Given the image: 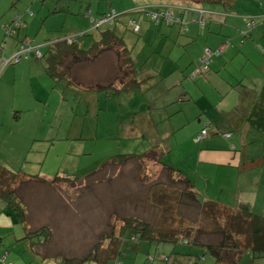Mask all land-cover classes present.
<instances>
[{"label":"rangeland","instance_id":"374dc122","mask_svg":"<svg viewBox=\"0 0 264 264\" xmlns=\"http://www.w3.org/2000/svg\"><path fill=\"white\" fill-rule=\"evenodd\" d=\"M200 2L42 0V32H46L42 35V43L61 36L88 34L79 44L84 50L90 49L103 32L113 29L112 24L94 29L87 13L97 16L100 5L101 12L110 9L123 15L122 19H134L133 24L130 23L132 28H124L122 34L135 60L140 59L136 67L137 74H145L148 70L160 73L161 67L157 63L159 52L154 51L161 47V40L165 39L155 38L158 29L164 33L171 29L170 32L175 36L181 32L179 26L169 29L164 23H154L150 12L158 9L152 7L157 4L168 7V4H172L189 9L204 4ZM91 5L93 9L88 10ZM56 7L62 13L53 15ZM145 11H148L144 15L147 21H143L145 24L142 25L141 16ZM29 14L35 15L34 12ZM74 23L79 26H73ZM135 24L140 29L145 25L153 26L143 51L141 35H138L140 31L133 34ZM118 33L122 35L120 31ZM43 37H46L45 40ZM124 58L122 50L117 49L106 52L84 66H76L73 70L79 85L93 90L104 78L110 82L116 80L119 84L127 82L130 74L125 73L127 69L121 64ZM39 61L42 62L41 79L36 70L29 76V71L20 70L18 65H14L8 68L5 79L0 83L1 97L4 98L0 100V148L4 147L6 134H9L10 145L23 150L21 155L30 153L29 148L35 144L42 148V153H32L28 160L12 166V171L24 169L31 176L38 175L42 170V189L25 184L21 185L20 190L22 196L24 190L29 196V209L26 208L28 224L37 227L42 225L41 229L32 227L31 241H22L20 229H17L15 239L14 236L3 238L11 252L9 258L3 260L9 249L0 247V264H61L63 259L81 261L94 254H97L100 263L89 261L85 264H164L159 254L169 255L173 244H165L159 238L151 244L136 240L137 228L148 225L156 230V234L176 233L180 236L193 227L211 232L226 225L225 218L229 217L227 212L216 210L202 214L199 210L205 202H216L210 199L216 191V182L214 178L210 180L203 176L199 170V166L204 168L203 165L194 163L191 149L192 141H195L187 138L189 132H167L171 125H176L174 113L177 106L167 111L161 120L157 118V111L148 114V109H154L160 100L154 88H148L154 94L141 92L140 87L119 91V97H111L108 101L100 96L103 92L85 93L78 86L54 81L46 72V59ZM162 64H166V61L162 60ZM166 75L163 74L158 85L168 80ZM155 81H158V77ZM107 90L114 92L112 88ZM143 98H146L145 102ZM2 110L8 115L6 120H3ZM21 110L24 113L22 117L19 115ZM34 117H40V122L33 121ZM151 117L156 120L158 130L151 131L155 128ZM128 122H132L137 131L130 132L132 136L119 134L118 127L126 126ZM120 132H125V129ZM117 156H129L130 159L124 163L120 160L117 164L109 161ZM34 159H38L35 164L31 161ZM103 164L109 165L103 168ZM57 175L73 179L47 185L43 183V179L53 180ZM76 178L80 180L75 181ZM185 181L194 185L199 205L189 195L191 191ZM29 182L35 184L33 180ZM128 222H131V227ZM44 228L50 230L52 237L42 244L41 236L36 237V233ZM31 242H34V250L30 246ZM205 258L203 264L216 263L209 254Z\"/></svg>","mask_w":264,"mask_h":264},{"label":"crops","instance_id":"0c3cea01","mask_svg":"<svg viewBox=\"0 0 264 264\" xmlns=\"http://www.w3.org/2000/svg\"><path fill=\"white\" fill-rule=\"evenodd\" d=\"M200 3L204 4L197 8L205 12L204 18L208 24L206 29L202 30L200 26L193 24L189 26V30L184 36L181 33L179 36H175L173 32H170V28H174L172 26L166 33L158 29L160 34H156L155 38L165 39L161 40L163 48L161 45L154 51L155 53L159 52L157 63L161 67V71L157 73L148 70L145 74L142 72L137 76L140 84L133 88L130 86V89L140 87L141 92L145 91L149 94H154V91L148 90L149 87L156 89L160 100L158 104L154 105V109H148V114L151 115L153 111H157L159 112L157 118L161 120L167 111H171L174 106H177L174 113L176 125H171L167 132H189L187 138H193L195 141L203 130L209 129L210 135L203 141L200 143L192 141L191 154H193L196 165L204 166L202 169L199 166L203 176L210 180L215 179L216 191L212 193L210 199L233 211H250L257 216L264 217V57L262 56L264 52V0H224L223 2L209 0ZM168 5H170L168 7H187ZM152 8L164 7L157 4ZM90 9H93V5L89 6L88 10ZM141 10L144 11V9ZM43 11L42 0H0V48L4 47L3 56L5 58L13 57L25 39H30L34 48L41 49L48 42L42 43V35L46 34V32H42ZM29 12H34L35 15H30ZM111 12L117 13L110 9L101 12L99 5L97 17H103ZM60 13L62 10L56 7L53 15ZM146 13H142V25L145 24L143 21H147V18H144ZM119 14L117 13L118 21L110 24L113 29L122 34L124 28H132L130 23L133 24L134 19L131 17L127 18L128 20L122 19L123 15ZM252 20L256 21V27L248 32V25ZM128 23L129 26H127ZM11 25L14 30L17 29L18 36L16 33L12 37L6 36L4 29ZM73 26H79V24L74 23ZM151 27L145 25L138 34L141 35L142 51L147 45ZM245 31L248 33L247 36L244 34ZM163 33L166 37L163 36ZM122 36L124 35L122 34ZM45 38L43 37L44 40ZM126 46L131 51L127 43ZM207 48L213 51L223 48V52L214 57L211 69L205 76L193 79L194 72ZM33 55L34 53H31L28 61L24 60L16 65L20 70L29 71L27 73L29 76L36 70L41 79L42 62L35 59ZM162 60H165L166 64H162ZM139 61L140 59L135 60L136 67L139 66ZM8 68L1 74L0 83L5 79ZM164 73L167 74L168 80L164 84L158 85L159 81L163 79ZM170 76H172L171 79H169ZM157 77L158 81L156 82L155 78ZM110 84V80L104 78L93 90H89V87L86 89L85 85L76 86L82 88L85 93L103 92L100 96L110 101L111 97H115L112 95V91H105V88H111ZM126 85V82L115 83V88L122 90ZM101 87L103 89H100ZM134 98L136 99L135 96ZM1 99L4 98L1 97L0 91ZM145 99L143 98V102ZM2 111L4 113L3 120H6L8 115L4 110ZM23 114V110H21L19 115L22 117ZM33 121L40 122V117H34ZM150 121L155 126L151 131L158 130L155 125L156 120L151 117ZM140 126H142V122ZM122 129H125V132H120ZM118 130L119 134L132 136L130 132H136L137 128L132 122H128L126 126H119ZM221 135L225 138H220ZM29 150L30 153L21 155L23 150L10 145L9 134H6L4 147L0 148V166L13 170L12 166L28 160L32 153H42V148L38 144L33 145ZM113 158L109 161H112ZM37 160L31 161L35 164ZM19 173L27 176L25 184L35 185L42 189V170L35 176L29 175L24 169ZM33 177H38V179ZM29 180H33L35 184ZM43 180L52 181L50 178ZM44 181L43 183L47 185ZM28 197L27 190H24L23 200L27 209H29ZM4 208L5 203L0 199V247L10 248L3 238L14 236L13 239H15L17 229L22 230V236H20L22 241H31V236L28 238V235L32 232V227L36 225L28 224V228H25L21 224L20 228L18 226L20 223L16 224L14 220V213L8 215ZM41 226H36L34 229H41ZM33 243L31 242L30 246L34 250ZM177 249L172 248L169 255ZM180 249L178 251H181ZM10 252L9 249L3 260L9 258ZM201 252L198 249L194 250L196 254H201ZM248 255L251 254L245 256L242 264L264 263V258L255 260L252 255L246 261ZM159 256L161 262L168 257L164 253H160ZM206 256L202 262L206 261ZM202 262L201 264H203Z\"/></svg>","mask_w":264,"mask_h":264},{"label":"trees","instance_id":"16d2710c","mask_svg":"<svg viewBox=\"0 0 264 264\" xmlns=\"http://www.w3.org/2000/svg\"><path fill=\"white\" fill-rule=\"evenodd\" d=\"M211 1L223 2L224 0ZM88 15L92 16L95 20L102 18V16L95 17L92 13H88ZM188 19L189 17H187V21H189ZM162 23L169 28L171 27V25L162 21L159 25H162ZM190 25L193 24L189 23L188 30ZM207 25L208 24L206 22V27ZM175 26L179 25H174L172 27ZM179 28L181 29L180 26ZM200 28L202 29L201 26ZM181 33L185 34L182 31ZM74 36L76 42L72 45H68L66 41H64V38L67 36H61L55 40L48 41L42 47V59H46V72L51 79L58 83L80 86L73 68L76 66H84L90 63L91 60L97 59L106 52L121 49L123 56L125 57L121 64L125 69H127L125 73H129L130 75L129 80L126 82V87L122 90L115 88V83H117L116 80L111 82V88L115 92H113L112 95L119 96V91H129L130 86L133 88L140 84V81L138 82L137 79L138 74L135 59L132 56V52L127 48L123 36L118 33V30H106L101 34L100 39L96 41L88 50H84V48L79 44L82 39L88 37V34ZM44 49L46 50L45 53L43 52ZM69 59H71V61H69L70 63L67 62ZM100 89L103 88L101 87ZM158 155L159 160L160 153H158ZM128 159H130L129 156H117L112 159V163L117 164L120 160L124 163ZM107 165L109 164H105L103 168ZM36 179H38V177H36ZM71 179L73 178H61L57 176L50 182L61 183ZM26 180L27 176L24 174L14 172L6 167L0 166V199L5 203L4 211L8 213V215L14 213V220L16 224L20 223L25 228H28V212L26 210L22 192L20 191L21 185H25ZM79 180L80 179L78 178L75 179V181ZM45 182L50 183L48 181ZM184 183L190 188L191 193L189 195L191 198L197 201V194L195 193L196 190H194V185L188 181H185ZM197 204L199 205L198 201ZM199 210H201L202 214H210V212H216V210L227 212L229 217L227 216L225 218L226 225L219 226L211 232L202 230L199 227H193L192 230H185V232L180 236L172 232V234L162 232L156 234V230L148 225H144L140 226L141 229L137 228V236L135 239L139 241H147L151 244L150 242L159 238V240L165 244H173L172 246L174 249L181 248V251H178V249L177 251L174 250L170 255H168V257L164 258V264H201L202 259L207 254L213 256L217 264H242V261L247 254H251L255 260L264 258V217L257 216L250 211H233L219 203L212 202H205L201 204ZM128 224L130 226L131 222H128ZM136 227H138V224ZM208 234L210 236V240H208ZM30 236L31 235L29 234L28 238H30ZM40 236L43 244L52 237V234L50 230L44 228L36 233V237L40 238ZM34 245L38 246L39 243H35ZM195 249L201 250V254L194 253ZM96 255L97 254H94V256L90 255L91 258L87 257V259L81 261L75 259H63L61 260V264H85L89 261L100 263V260Z\"/></svg>","mask_w":264,"mask_h":264},{"label":"built area","instance_id":"2783aa9c","mask_svg":"<svg viewBox=\"0 0 264 264\" xmlns=\"http://www.w3.org/2000/svg\"><path fill=\"white\" fill-rule=\"evenodd\" d=\"M90 15H87V16L91 17L94 29H99L101 26L110 24L116 21V19L119 17L116 12H111L98 20H95ZM204 16H205V12L197 7H191L189 9L185 7L184 8L164 7V8L158 9L157 11L150 12V18L154 23H161L162 21L171 26L179 25L183 33H186L188 31L189 23L198 24L204 30L206 28V21H205ZM187 17H191V19L187 21ZM134 26H135L134 32L138 33L140 31L138 24H135ZM248 27H249L248 30H253L256 27V21L252 20L249 23ZM14 31L15 30L13 26L5 28L7 37H12V35H14ZM244 34L245 36L248 35L247 32H245ZM64 41H66L68 45H72L76 42L75 36L66 37L64 38ZM41 50H42L41 48H34L33 42L30 39H25L22 42L17 53L13 55V57L5 58L3 56L4 47H1L0 48V76L4 72V70L7 69L9 66L20 64L22 61L30 59L31 53H34V57L36 59L41 60L43 57ZM222 52H223V48L217 51H213L212 49L207 48L204 51V54L200 59L198 68L194 72L193 79L205 76L207 72H209L211 69V65L213 63L214 57L216 55L217 56L221 55ZM209 135H210V130L205 129L201 132L199 136L196 137L195 141L197 143H200Z\"/></svg>","mask_w":264,"mask_h":264},{"label":"water","instance_id":"95a60500","mask_svg":"<svg viewBox=\"0 0 264 264\" xmlns=\"http://www.w3.org/2000/svg\"><path fill=\"white\" fill-rule=\"evenodd\" d=\"M14 33H16V35L18 36L17 29L14 31ZM12 36H14V35H12Z\"/></svg>","mask_w":264,"mask_h":264}]
</instances>
